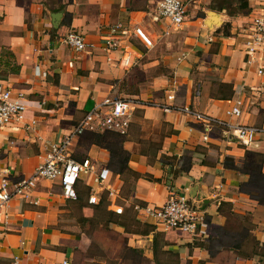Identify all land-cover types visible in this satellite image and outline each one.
Segmentation results:
<instances>
[{
    "label": "crops",
    "instance_id": "crops-1",
    "mask_svg": "<svg viewBox=\"0 0 264 264\" xmlns=\"http://www.w3.org/2000/svg\"><path fill=\"white\" fill-rule=\"evenodd\" d=\"M159 1L0 0V84L22 92L26 106L19 120L0 126V180L4 169L13 179L29 176L48 144L103 98L139 101L126 134L85 131L70 146L75 160L107 170L104 186L82 175L77 200L68 201L57 181L42 179L32 190L37 204L13 198L0 210V264H130L133 249L149 260L155 250L172 249L181 264H264V135L243 147L213 125L204 139V123L174 108L264 127V73L257 71L264 49L252 64L244 50L249 10L264 0H241L237 9L238 0L235 14L224 0H183L186 17L177 26L159 15ZM210 12L220 23L208 22ZM116 21L155 39L149 50L132 39L140 58L129 70L115 61L118 53L106 60L100 39ZM70 30L85 37V51L64 42ZM237 102L240 115H226ZM91 186L99 197L107 187L117 190L126 228L82 223L92 214ZM169 189L200 209L193 235L158 230L134 210L161 205ZM80 203L88 206L80 210ZM104 230L113 232L106 246L95 237Z\"/></svg>",
    "mask_w": 264,
    "mask_h": 264
},
{
    "label": "built area",
    "instance_id": "built-area-1",
    "mask_svg": "<svg viewBox=\"0 0 264 264\" xmlns=\"http://www.w3.org/2000/svg\"><path fill=\"white\" fill-rule=\"evenodd\" d=\"M157 12L168 19L172 25H180L186 17V5L183 0H160ZM249 24L244 39V50L247 63H254L256 55L264 49V2L254 10H250ZM166 33H168L166 31ZM136 38L146 49H152L155 39L141 26H128L121 21L109 25L108 30L100 39L106 52V60L112 61L111 54L118 53L115 59L124 70H129L138 63L140 54L132 46V39ZM64 42L76 52L85 51L89 46L85 37L75 30H70L64 37ZM258 73H264V67H258ZM174 95L168 94L167 99L173 100ZM139 101L125 99L118 96H107L96 103L62 136L59 141L50 142L43 160L38 163L27 177L13 179L9 169H4V176L0 180V210L7 207L13 198L32 200V190L42 179L57 181L63 199L77 200L76 186L82 175L88 177L98 188L104 186L107 170L96 172L89 158L75 160L70 151L73 140L85 131L107 130L124 135L127 133L131 121L133 105ZM240 102L226 110V115L238 116L241 111ZM164 111L173 107L161 105ZM176 110L191 115L204 123V139L213 125L225 128L243 147L253 143L259 135H264V127L252 124L232 123L228 120L209 116L195 111L189 106L174 107ZM24 95L22 92L12 94V90L0 84V126H5L14 120H19L25 111ZM34 122V121H33ZM107 207L117 213L123 208L116 204L118 192L113 187H107ZM97 188L90 187L87 203L94 205L99 202ZM134 210L153 221L154 226L161 231H179L193 235L199 228L200 209L194 206L185 193L169 189L165 201L161 205L135 204ZM55 264H70L68 261Z\"/></svg>",
    "mask_w": 264,
    "mask_h": 264
},
{
    "label": "trees",
    "instance_id": "trees-1",
    "mask_svg": "<svg viewBox=\"0 0 264 264\" xmlns=\"http://www.w3.org/2000/svg\"><path fill=\"white\" fill-rule=\"evenodd\" d=\"M239 2L240 4L239 7H237V9L238 8L241 9V0ZM229 7H230L229 13L235 14V11L232 10L233 7L232 6ZM14 70L17 71L18 69H14ZM130 171L134 174L135 177L138 176L137 172L132 171L131 169ZM107 205L108 203L106 201V196L101 195L99 198V202L97 204L90 205L92 209L91 216L87 217L82 215L81 217L82 223L84 225L87 224L88 227L91 226V224H94L93 229L98 228L100 224L102 227H106L108 226L109 223H116L126 228L125 222L122 217L124 214V210L122 211V213H117L111 209H108ZM86 206H88V204L80 203L79 209L83 210ZM131 251H132V258L129 261L130 264H181V258L172 249H164L160 251L155 250L153 260H149L146 257L142 256L140 250L133 249ZM186 263L190 264V261L186 260Z\"/></svg>",
    "mask_w": 264,
    "mask_h": 264
},
{
    "label": "rangeland",
    "instance_id": "rangeland-1",
    "mask_svg": "<svg viewBox=\"0 0 264 264\" xmlns=\"http://www.w3.org/2000/svg\"><path fill=\"white\" fill-rule=\"evenodd\" d=\"M237 1L238 0H225V3L228 5L229 4V6H232V7H235V5L237 6ZM235 4V5H234ZM154 38V37H153ZM161 94V93H160ZM163 94V93H162ZM140 125V124H139ZM83 199H85V198H83ZM75 208V207H74ZM73 208V209H74ZM79 209V208H78ZM74 211H76V213H77V215L79 214L78 213V211L75 209ZM79 216V215H78ZM111 236L113 237V232H106L105 230L103 231V233L102 234H100V233H98L97 232V234L95 235V237H96V240L97 241H100L101 243H103V245H107V243L105 242V241H107V238H111ZM91 251H93V249L91 248ZM117 262V261H116ZM109 262L107 261V264H108ZM114 264H116V263H114Z\"/></svg>",
    "mask_w": 264,
    "mask_h": 264
},
{
    "label": "water",
    "instance_id": "water-1",
    "mask_svg": "<svg viewBox=\"0 0 264 264\" xmlns=\"http://www.w3.org/2000/svg\"><path fill=\"white\" fill-rule=\"evenodd\" d=\"M59 14L60 13H54L53 14V19L54 21H57L59 19ZM209 17L210 19L208 20V22L211 24V23H220V21L218 20V17H217V14L215 12H210L209 13Z\"/></svg>",
    "mask_w": 264,
    "mask_h": 264
}]
</instances>
